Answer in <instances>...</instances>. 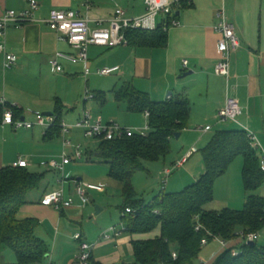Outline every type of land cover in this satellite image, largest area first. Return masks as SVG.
Returning a JSON list of instances; mask_svg holds the SVG:
<instances>
[{
    "label": "crops",
    "instance_id": "1",
    "mask_svg": "<svg viewBox=\"0 0 264 264\" xmlns=\"http://www.w3.org/2000/svg\"><path fill=\"white\" fill-rule=\"evenodd\" d=\"M35 1L39 4V8L34 14V21L26 23L21 28L12 27L8 32L9 51L18 56V63L9 70L10 73L4 70V59L0 56V74L4 72V78L6 77L2 87L3 93L0 89V98L5 97L9 103L16 104L18 110L22 111V119L35 122L36 114L56 111L57 102L64 106V112L69 113L74 110L77 107L70 108L74 80L83 75L89 88V78L99 76L98 71L103 68H119L118 72L108 76L115 77L118 82L114 91L132 84L135 89L147 93L154 102L159 103L166 102L177 95H184L190 102L191 113L188 128L181 134L180 139L176 140L178 143L175 146L181 149V153L175 162L181 158L183 160L189 154L192 155L180 169L173 172L167 185L163 186L164 189L167 187L171 190L170 193L182 192L183 188L195 184L205 174L206 167L200 151L210 144L217 132L244 131L234 124L223 126L216 124L217 115L224 108L228 94L227 81L215 73L216 65L220 60L218 54L220 35L215 32L214 27L219 22L220 12L224 10L230 21L236 25L242 40V49L232 58L230 95L239 99L243 109L240 123L256 134L264 148V0H171L172 3L178 4L175 8V16L180 25L169 29L166 47L130 45L116 48L90 47L89 67L92 74L88 77L85 76L86 66L82 63L72 64L63 61V73H57L52 68L50 62L57 52L74 54L75 50L68 44L60 42L58 35L49 28L47 21L51 12L54 10L78 12L83 18L90 20L92 28H96V21L112 19L119 8L131 18L145 15L147 12L145 1ZM28 9V0H0V16L8 10L23 12ZM105 26H107L106 23ZM186 61L187 66L184 65ZM186 74L192 75L184 78ZM51 78L56 82L55 87L49 85L47 81ZM31 82L38 83L40 86L37 87V94L33 99L35 104L26 105L18 93L27 91L31 86L34 87ZM80 84L82 85V81ZM59 85H62L61 90ZM93 94L96 93L93 92ZM113 101L117 102L114 94ZM95 102L102 103L96 98L89 103L84 102L82 112L77 119L81 118L84 110H89L93 114L89 104ZM117 104L119 110H125L128 113L125 104L118 102ZM106 105L102 103L103 110ZM144 118L148 127L146 114ZM230 125L233 126L229 127ZM208 126H212L213 129L206 132L205 129ZM37 128L40 127H34L32 130H15L10 126H0V129L5 132L9 129V133L19 142L14 151L8 150L7 143L0 146V169L11 167L20 159L26 160L31 172L45 175L44 181L48 179L52 187L56 188L44 189L37 202L33 201L20 212L21 219L35 218L40 222L37 235L50 248L48 256L40 264L49 262L76 264L79 242L74 239V236L78 233H81L88 243L97 244L93 252L94 264H135L133 241L154 239L160 235V230L155 231V237H151V234L130 235L126 233L127 230H120L116 226L109 228L100 219H96L97 207L92 209L89 204L84 205L79 196V198H73L74 205L71 208L63 211L41 206L40 201L44 194L61 189L65 191L67 198L72 197V188L74 186L76 188V182H82L83 179H67L71 173L74 174L75 169L66 174L73 162L66 167L63 178L56 179L53 175L48 177L47 173L53 172L48 163L52 159H60L64 146L60 137L48 140L46 139L47 131L43 128L38 131ZM73 132L74 136L83 135V132L78 129H74ZM70 151L75 150L67 149L68 155ZM256 153L261 161L263 152L259 150ZM87 156L91 159L94 155L87 152ZM244 164V158L239 156L226 174L216 181L214 200L205 207L207 211L244 209L248 197L243 181ZM102 181L96 184L104 186L105 182ZM257 194L264 197V186ZM113 227L122 235L110 241H102L103 233ZM262 237L264 238V228L260 232V239ZM243 244L240 238L228 242L226 248H223L219 242H210L203 248L198 263L213 264L226 249L240 250ZM259 244L264 246V242ZM4 251L5 249L1 254L7 256L9 263H3L1 257L0 263L15 264L17 262L15 254H7L8 252Z\"/></svg>",
    "mask_w": 264,
    "mask_h": 264
},
{
    "label": "trees",
    "instance_id": "2",
    "mask_svg": "<svg viewBox=\"0 0 264 264\" xmlns=\"http://www.w3.org/2000/svg\"><path fill=\"white\" fill-rule=\"evenodd\" d=\"M168 31L160 25L155 31L129 30L126 37L130 46L164 48L168 44ZM113 94L118 103L127 106L128 112L149 114L146 136L136 134L101 141L97 154L99 162L109 166V178L122 184V211L132 210L122 218L127 226L126 233L148 235L160 230V235L154 239L133 241L135 264H197L204 239L213 242V237H217L232 242L241 232L249 234L263 230L264 197L257 192L264 186V172L244 131L217 132L210 144L200 151L205 174L180 193L163 192L151 203H146L138 198L134 177L147 171V163L159 162L170 155L172 141L188 128L191 105L184 95L162 103L154 102L132 84ZM95 95L106 103L103 93ZM13 111L16 120L22 118V111L16 108ZM55 115L61 122L64 106L60 102L56 104ZM3 121L4 109L0 107V126ZM60 135L61 130L56 125L47 130L46 139L53 140ZM239 156L245 160L243 181L248 197L244 209L207 211L205 207L214 200L216 181ZM44 178L45 175L33 173L28 168L0 169V255L4 249H10L16 256L15 264H40L50 252L48 244L37 235L40 222L35 218H20L22 208L32 203L30 197L40 191ZM198 224L202 226L199 232L196 231ZM213 264H264V246L256 242L255 246L243 244L240 250L228 248Z\"/></svg>",
    "mask_w": 264,
    "mask_h": 264
},
{
    "label": "built area",
    "instance_id": "3",
    "mask_svg": "<svg viewBox=\"0 0 264 264\" xmlns=\"http://www.w3.org/2000/svg\"><path fill=\"white\" fill-rule=\"evenodd\" d=\"M147 8L145 15L131 18L127 13L119 8L115 16L108 21H96V28L90 26V20L83 18L78 12L72 10H54L50 14L47 21L49 28L58 35L59 41L68 44L73 50L74 54L57 52L51 60L50 64L54 71L63 73L64 68L62 62H70L72 64L82 63L86 66L85 76L92 74L89 67V49L90 47L116 48L119 46H128L129 42L126 37V32L129 30L137 31H155L160 25H163L165 30L172 27L179 26V22L175 17V8L178 4L172 3L171 0H144ZM29 9L23 12L13 10L6 11L0 16V56L4 59V70L9 71L13 69L18 63V56L9 51L8 48V32L12 27L21 28L23 25L34 21V14L39 8V4L35 0H28ZM90 8V4H88ZM105 23L107 26H105ZM216 33L220 35L218 43V54L220 60L215 68L217 76L224 78L228 84V94L224 108H222L216 118V124L219 126L234 124L247 134L250 145L253 150L262 151L263 157L260 161V167L264 172V148L255 133L245 128L240 123V118L243 114L240 101L237 97L230 95L229 82L231 79V63L234 55L242 49V40L239 36L237 27L230 21L225 11L219 14V22L214 27ZM187 66L188 62H184ZM119 68H103L99 69L98 75L108 77L118 72ZM95 99V95L86 91L85 103ZM0 107L4 109L3 126H10L15 130H32L34 127H41L47 131L50 127L59 126L61 130L60 138L62 139L64 152L60 159H52L48 166L53 171H58L64 174L68 165L74 161H79L84 158L81 146L74 145L71 140V135L74 129L81 130L86 139H96L101 141H114L126 137H133L136 134L146 136L149 133V127L144 130L134 132L131 129H123L116 124L104 125L102 120H96L89 110H84L81 118L77 124L67 125L63 119L58 122L56 115L46 116L44 114H36L35 122H28L26 119H15L13 108L18 109L16 104L9 103L5 97L0 98ZM147 119L149 114L146 113ZM212 126L206 127L205 131H211ZM73 148L74 156L67 154V149ZM192 154L187 155L183 160L179 161L173 168L166 169L163 172L162 183L164 187L167 185L169 178L175 170L180 169L191 157ZM13 167L15 168H29L26 160L20 159ZM104 186L85 184L83 182H76V192L84 205L89 204L90 192H103ZM163 191L165 189L163 188ZM74 205L72 197L67 198L63 189L48 193L41 201V206L54 208L58 211H63L71 208ZM132 210L127 209L123 217L131 214ZM202 229L201 224H198L196 231ZM115 227L104 232L101 240L110 241L114 237L121 236ZM239 238L244 244L259 242L260 233L245 234L241 232ZM74 239L79 242V251L76 255V264H94L93 252L97 244H90L84 240L81 233L75 234ZM213 241L219 242L223 248L227 247L226 241L217 237H213ZM210 242L207 239L202 241V247H206ZM234 255H238L234 252ZM177 258L176 254H173ZM48 264H53L49 262Z\"/></svg>",
    "mask_w": 264,
    "mask_h": 264
},
{
    "label": "rangeland",
    "instance_id": "4",
    "mask_svg": "<svg viewBox=\"0 0 264 264\" xmlns=\"http://www.w3.org/2000/svg\"><path fill=\"white\" fill-rule=\"evenodd\" d=\"M7 73H10L8 71ZM6 78V77H5ZM4 72L0 74V80H1V93H3L4 88ZM49 85H52L53 87L56 86V82L53 78L47 80ZM75 83L73 85V92L71 94V104L70 108H75L74 110H71L69 113L67 111L64 112L63 115V121L67 123V125L73 126L77 124L78 120L77 117H79V113L82 112L83 109V103L86 100V91L88 90L90 93H103L106 96V107L103 110L102 103H90L89 109L93 111L94 118L96 120H103L104 125L109 124H116L120 126L123 129H131L134 132H138V130H144L147 127L146 119L144 118V114H132L127 113L125 110H119L117 102L113 101V91L117 85V81L115 80V77H101V76H92L89 78L90 87H87V80L84 78L83 75L79 76L74 80ZM80 81H82V85L80 84ZM40 83V82H39ZM34 87H30L27 91L23 93H18L19 96L24 99V103L26 105H33L35 104V101L33 100L34 97H36V91L37 87L40 86L38 83H32ZM81 85V86H80ZM46 86V85H45ZM60 90L62 85H59ZM93 101V100H92ZM91 102V101H89ZM88 102V103H89ZM115 106V107H113ZM127 107V106H126ZM73 111V112H72ZM56 111L53 110L50 112V114L55 115ZM97 115V116H96ZM36 120V116L34 121ZM233 125H230L231 127ZM41 128V127H40ZM37 128L38 131H41L42 129ZM72 132L71 140L73 143L77 146H81L82 153L84 158L82 160L73 162L72 165L68 168L67 173H71L73 169L74 174L71 173V175L67 178H82L83 183L85 184H96V182L102 181L105 182L104 184V191L103 192H91L89 193V206L93 208L100 207L102 209H105L103 213L100 215L95 216L97 220L100 219V221L105 223V226H108L109 228L111 226H116L120 230H127V226L125 222L123 221V214L122 211L123 207V197H122V184L113 181L109 178V166L103 163L99 162L98 159V146L100 144L99 140L96 139H86L83 137V135H75ZM10 135V136H9ZM177 139H174L172 142V151L170 155H168L165 159L156 162V163H147V171L146 172H140L138 173L133 180V185L136 189V192L138 193V198L140 200H144L146 203H151L155 197L161 195L163 193V183H162V173L169 168H173L174 165H176L179 161L175 162L180 153L181 149L176 147L175 144L178 143L176 141ZM5 143H7L8 150H16L17 144L19 143L17 138H14L12 134L8 131H3L0 129V146H3ZM87 152L92 153L94 156L90 159H88ZM70 155H74V151H70ZM200 158H202L201 154L199 153ZM175 162V163H174ZM174 163V165H173ZM178 174V172L176 173ZM49 176H54L56 179L63 178V173H60L58 171H53L52 173H47ZM49 180L47 179L43 183V189L41 191H36L32 194L30 197L31 202H37L41 194L43 193L44 189H47L50 187V189H56L53 188ZM103 186V185H101ZM46 187V188H45ZM185 189V188H183ZM182 189V190H183ZM181 190V191H182ZM167 187L165 189L166 193H170ZM71 196L72 198H79L77 196L76 188L75 186L71 190ZM22 218V217H21ZM124 227H123V226ZM156 233H151V237H155ZM216 242V241H214ZM264 242V238L262 237L259 241V243ZM205 248V247H204ZM4 252H8L7 254H14L13 251L10 249H5ZM1 261L3 263H9L7 260V256L4 254H1ZM6 258V259H5ZM200 264V263H197ZM204 264V263H202Z\"/></svg>",
    "mask_w": 264,
    "mask_h": 264
},
{
    "label": "water",
    "instance_id": "5",
    "mask_svg": "<svg viewBox=\"0 0 264 264\" xmlns=\"http://www.w3.org/2000/svg\"><path fill=\"white\" fill-rule=\"evenodd\" d=\"M191 75H192V74H186V75H184V78H186V77H188V76H191ZM170 95H171V94H170ZM44 115H46V116H51L52 114L47 113V114H44ZM22 120H24V118H23ZM180 137H181V134H177V135H176V139H177V140H179ZM102 212H103V209H102V208H99V207L96 208V215H100ZM249 245H250V246H255L256 243H249Z\"/></svg>",
    "mask_w": 264,
    "mask_h": 264
}]
</instances>
